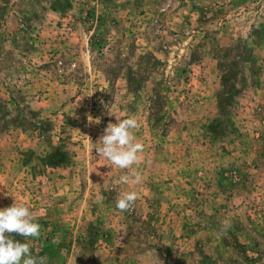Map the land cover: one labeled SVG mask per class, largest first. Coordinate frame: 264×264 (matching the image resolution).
Wrapping results in <instances>:
<instances>
[{"label": "rangeland", "instance_id": "1", "mask_svg": "<svg viewBox=\"0 0 264 264\" xmlns=\"http://www.w3.org/2000/svg\"><path fill=\"white\" fill-rule=\"evenodd\" d=\"M129 116L144 147L120 169L94 148ZM14 202L40 236L6 235L47 264H264V0H0Z\"/></svg>", "mask_w": 264, "mask_h": 264}, {"label": "clouds", "instance_id": "2", "mask_svg": "<svg viewBox=\"0 0 264 264\" xmlns=\"http://www.w3.org/2000/svg\"><path fill=\"white\" fill-rule=\"evenodd\" d=\"M87 120L90 124L93 121L99 123V120H93L91 115H87ZM138 128V121L131 116L116 119V123L109 122L97 141L99 146L94 148L97 156L120 169H129L137 164L138 153L143 152L144 147L142 142H136L133 130ZM87 138L91 144L90 138ZM97 175L101 174L97 172ZM141 179L139 171H133L131 180L128 175H123L119 182L139 184ZM137 198L138 194L135 191L123 192L117 198L115 206L122 212L128 211ZM100 199L103 200V197ZM40 227L35 222L34 214L24 204L14 202L10 207L0 208V264H47V257L32 255L29 243H20L6 235L17 233L25 238H38ZM228 227L230 222L222 221L221 231H226Z\"/></svg>", "mask_w": 264, "mask_h": 264}]
</instances>
